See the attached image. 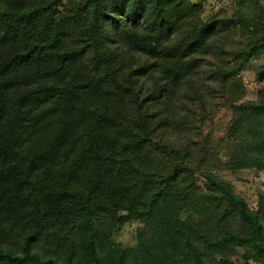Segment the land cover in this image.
Returning a JSON list of instances; mask_svg holds the SVG:
<instances>
[{"label":"trees","instance_id":"trees-1","mask_svg":"<svg viewBox=\"0 0 264 264\" xmlns=\"http://www.w3.org/2000/svg\"><path fill=\"white\" fill-rule=\"evenodd\" d=\"M235 4L204 21L192 0H0V264L264 262V198L250 209L209 151L171 139L226 56L209 70L232 112L220 164L264 170V87L240 102L236 82L264 54V0ZM127 221L135 247L113 238Z\"/></svg>","mask_w":264,"mask_h":264},{"label":"rangeland","instance_id":"rangeland-1","mask_svg":"<svg viewBox=\"0 0 264 264\" xmlns=\"http://www.w3.org/2000/svg\"><path fill=\"white\" fill-rule=\"evenodd\" d=\"M194 4L202 7V19L205 21L212 17L217 18H231L236 10L235 0H192ZM61 10V9H60ZM229 32V34H227ZM241 30L225 28L218 36V40L223 44H228V49H233L237 46L240 40ZM219 42V43H220ZM211 57L209 62L213 64H222L223 58ZM209 65L204 72L203 79V101L204 108L194 106L196 115H191L189 126L183 130H179L173 137H171L174 144L177 146H197L199 150L209 151L206 155L209 157L211 169L216 176L228 181L234 192L243 197L252 210H256L261 198H264V170H239L229 171L224 170L221 162L227 161L229 149L223 141L226 129L232 119V112L229 105L220 97V93L211 90L214 86V78L209 70L214 66ZM258 70L264 71V54L253 58L244 69L237 75L236 82L243 85L245 89V97L240 102L255 100L258 90L264 87V80L259 83L255 80V75ZM199 117V118H198ZM201 120V121H200ZM200 151V152H201ZM196 185L199 188L204 187V181L199 174H196ZM138 227L136 222H126L118 226V230L114 234V241L121 245L134 246L135 230ZM234 264H264L259 259L251 258L244 261L242 254H238L232 259Z\"/></svg>","mask_w":264,"mask_h":264}]
</instances>
